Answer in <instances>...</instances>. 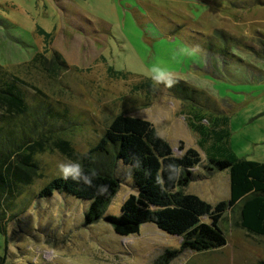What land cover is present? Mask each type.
Returning a JSON list of instances; mask_svg holds the SVG:
<instances>
[{"label":"rangeland","instance_id":"obj_1","mask_svg":"<svg viewBox=\"0 0 264 264\" xmlns=\"http://www.w3.org/2000/svg\"><path fill=\"white\" fill-rule=\"evenodd\" d=\"M261 1L0 0V64L24 80L21 86L29 106L42 102L59 112L61 121L54 133L65 134L80 153L100 140L117 113L128 112L151 121L176 155L190 147L198 149L202 163L194 170L209 173L204 167L207 150L199 146L201 137L189 124L185 102L162 88L149 91L141 86L146 78L177 77L210 95L215 115L229 116V137L223 145L239 156L264 162V60L243 47L236 53L244 63L231 58L225 63L218 53L190 50L182 42L188 39L201 47L202 40L220 28L261 50ZM24 119L28 124L35 120L31 115ZM60 125L65 128L60 130ZM35 159L41 174L33 177L16 207L18 211L29 205V210L6 229L0 227L5 264H161L159 258L168 249L181 247L180 236L153 223H144L130 236L116 234L103 218L85 225L89 202L66 192L35 201L48 181L75 168V162L57 148L38 153ZM117 174L122 184L107 214L119 215L134 192L128 168ZM186 191L212 204L227 199L229 173L198 177ZM203 220L209 221L206 216ZM237 220L238 211L231 210L222 220L225 246L204 252L185 249L168 264L264 260V236L249 233Z\"/></svg>","mask_w":264,"mask_h":264},{"label":"trees","instance_id":"obj_2","mask_svg":"<svg viewBox=\"0 0 264 264\" xmlns=\"http://www.w3.org/2000/svg\"><path fill=\"white\" fill-rule=\"evenodd\" d=\"M197 34L202 40V35ZM172 38L177 39L174 35ZM261 40L264 43V37ZM182 42L190 50L218 53L225 58V63L228 62L226 58L244 63L236 53L243 47L264 60V45L261 50L254 49L246 38L220 28L208 34L201 47L188 39ZM199 52L198 59L201 58ZM21 84H25L24 80L10 74L0 64L1 228L6 229L9 223L29 210L30 200L28 206L18 211L16 207L24 190L32 184L33 177L41 174L36 155L57 148L75 162V168L66 172L67 179L64 173L48 181L35 201L52 196L56 191L66 192L89 202L85 225L103 218L116 234L130 236L139 233L144 223H153L168 234L180 236L181 247L168 249L159 258L161 264H168L185 249L204 252L225 246L228 240L221 223L229 210L238 211L239 226L249 233L264 236V162L239 156L231 146L222 144L225 137H229V116L213 113L216 110L214 103L209 101L211 96L205 91L177 77L146 78L141 84L149 91L162 88L184 101L189 124L200 134L199 146L207 150L208 163L204 167L210 174L228 171L229 198L215 204L186 191L192 181L209 175L194 170L202 163L198 149L190 147L181 156L176 155L171 143L159 134L151 121L119 112L100 140L87 152L80 153L64 137L65 134L54 133L61 121L59 112L54 113L57 110L42 102L35 107L29 106ZM206 108L212 109L211 112ZM27 115L35 119L33 123H27L24 119ZM64 128L60 125L59 129ZM120 168H128L134 192L123 202L119 215L107 214L108 206L122 184L117 174ZM73 175H77L76 179L72 178ZM89 180L91 184L86 183ZM205 216L209 221L203 220ZM5 262L6 257L0 254V264ZM256 264H264V260Z\"/></svg>","mask_w":264,"mask_h":264},{"label":"clouds","instance_id":"obj_3","mask_svg":"<svg viewBox=\"0 0 264 264\" xmlns=\"http://www.w3.org/2000/svg\"><path fill=\"white\" fill-rule=\"evenodd\" d=\"M93 175H95L94 172H93ZM76 177H77V175H73L72 176L73 179H76ZM65 179H67V173L65 174ZM86 183L91 184V181L90 180L89 181H86Z\"/></svg>","mask_w":264,"mask_h":264}]
</instances>
